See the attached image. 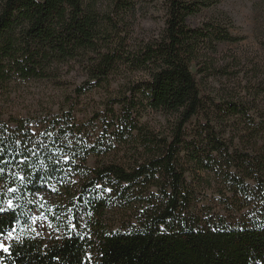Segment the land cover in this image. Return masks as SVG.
Wrapping results in <instances>:
<instances>
[{
    "label": "trees",
    "instance_id": "obj_1",
    "mask_svg": "<svg viewBox=\"0 0 264 264\" xmlns=\"http://www.w3.org/2000/svg\"><path fill=\"white\" fill-rule=\"evenodd\" d=\"M209 4L0 0V90L75 64L73 92L108 99L86 123L72 105L0 113V238L15 234L0 264H264V19L252 75L206 100L200 84L241 74L219 51L227 19L189 26ZM157 11L162 29L137 36ZM35 211L59 237L23 232Z\"/></svg>",
    "mask_w": 264,
    "mask_h": 264
},
{
    "label": "rangeland",
    "instance_id": "obj_2",
    "mask_svg": "<svg viewBox=\"0 0 264 264\" xmlns=\"http://www.w3.org/2000/svg\"><path fill=\"white\" fill-rule=\"evenodd\" d=\"M211 5L203 9L199 14L189 19L190 27H199L203 23L214 20L216 22L230 23L231 34L236 39L232 44L219 46L221 56L226 58L232 55L239 59L240 65L230 70V73L239 71L240 78L216 76L200 84L201 96L208 100V97H217L223 94L222 90L230 91L238 87L235 82L242 81V76L250 72V62L262 60V50L260 37L257 31L261 28L264 19V3L261 0H203ZM155 21H139L137 36H150L157 34L162 29V13L156 12ZM259 61V62H260ZM234 70V71H233ZM192 74L195 70L191 69ZM59 77L57 79L42 81H12L3 90H0V113L4 119L12 116L16 118H39L46 114H57L60 110L67 111L74 106V115L78 120L85 123L95 114L102 111V106L106 104L107 98L101 89H93L91 92L85 90L84 94L77 96L75 89L82 87L84 76L80 68L75 64L59 67ZM249 78V77H248ZM199 80L198 77H196ZM116 89V86H112ZM149 125L159 131L164 126L161 117H148ZM202 121V120H201ZM94 165V159H87V167ZM40 205H42L40 203ZM43 209V205L40 206ZM31 228V229H30ZM30 228L23 230L26 234H33L42 239L59 237L58 230L47 220L42 213L33 212ZM15 238L14 233H8L0 238V244L8 249L9 243ZM4 251V250H2Z\"/></svg>",
    "mask_w": 264,
    "mask_h": 264
},
{
    "label": "snow or ice",
    "instance_id": "obj_3",
    "mask_svg": "<svg viewBox=\"0 0 264 264\" xmlns=\"http://www.w3.org/2000/svg\"><path fill=\"white\" fill-rule=\"evenodd\" d=\"M8 208H9V209L12 208V204H11V202H9V204H8ZM3 211H4L3 207H0V212H3ZM0 250L7 251V249L4 248L2 244H0Z\"/></svg>",
    "mask_w": 264,
    "mask_h": 264
}]
</instances>
